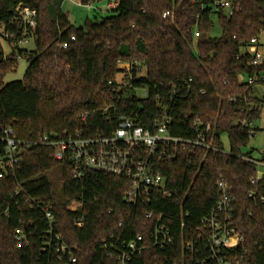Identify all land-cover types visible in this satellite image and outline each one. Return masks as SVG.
<instances>
[{"label": "trees", "instance_id": "trees-1", "mask_svg": "<svg viewBox=\"0 0 264 264\" xmlns=\"http://www.w3.org/2000/svg\"><path fill=\"white\" fill-rule=\"evenodd\" d=\"M63 1L0 0L6 29L18 31L10 20L20 3L35 8L38 21L35 50L22 48L17 38L7 53L0 41V137L7 128L25 141L49 132L106 135L122 117L155 131V121L167 116L172 136L196 141L202 132L213 148L168 146L176 157L152 166L166 177L165 188L133 199L130 179L87 166L76 176L74 162L56 160L52 147L27 146L20 163L0 177V264H66L69 254L60 252L59 260L56 236L77 257L73 264H119L110 244L139 235L149 248L131 264H211L203 219L218 206L220 182L232 200L228 224L243 237L227 259L264 264V202L258 198L264 196V177L251 183L258 167L247 158H256L255 149L244 150L264 108V97L255 93L264 81L250 85L244 79L264 74V64L252 65L249 55L238 58L264 32V0H233L232 13L218 4L222 0H120L117 10H96L82 28L63 11ZM169 10L172 15L164 18ZM214 18L219 36L210 35ZM195 30L201 33L197 40ZM20 57L29 62L23 79L5 83ZM121 62L131 65L122 69ZM252 190L258 197L249 196ZM158 224L174 237L164 248L151 237ZM19 228L28 245H18Z\"/></svg>", "mask_w": 264, "mask_h": 264}, {"label": "built area", "instance_id": "built-area-1", "mask_svg": "<svg viewBox=\"0 0 264 264\" xmlns=\"http://www.w3.org/2000/svg\"><path fill=\"white\" fill-rule=\"evenodd\" d=\"M65 1V0H64ZM81 1V0H80ZM120 0H106L105 8L102 11L117 10ZM222 8L233 12V0H222L218 3ZM89 9L94 8L93 4H87ZM172 12L165 11L163 17H169ZM10 24L13 27H18V31L6 29L3 24H0V41L5 49L9 48V42L19 39L20 43L30 36H34L37 28V10L24 3L18 4L11 16ZM20 35V36H19ZM201 37L199 30H195L194 38L197 40ZM74 39V37H72ZM67 43L63 47H67ZM249 55L251 57L252 65L264 64L263 44L260 37H253L241 49L239 57ZM130 63L121 62L119 68H129ZM248 84L252 85L257 81H264V74H255L244 79ZM189 81H192L190 79ZM143 95L147 94L146 88L140 92ZM264 97V93L262 95ZM230 100H235L230 98ZM264 112V108H263ZM86 115H83V118ZM170 119L164 116L161 120L155 121L156 130L151 131L144 128L138 122L132 119L122 117L120 125L111 134L94 133L85 135L82 131L75 133L60 134L56 132H49L39 136L35 141H25L16 136L13 128H7L3 131L0 137L2 143V150H0V177H3L9 168L16 167L21 160V153L27 146L32 144H43L53 148V156L58 161L66 159L74 162L76 169L75 175L80 176V167L87 166L95 170L106 173L124 176L132 181L133 190L131 197L133 199L142 197L149 189H164L167 179L161 172L156 171L152 166L154 163L175 158V154L168 153V146L173 145L174 149L178 145L195 144L204 145L206 148H213L210 144L205 142L204 133H199L198 140L191 141L172 136L167 129V124ZM246 122H244L245 124ZM209 125L206 130L209 129ZM253 133V132H252ZM254 136L256 133H253ZM146 151L145 153H143ZM142 150V152H141ZM254 161L258 167L257 175L251 179L252 184H256L264 177V162L256 158H247ZM263 171H262V169ZM222 189V197L218 202L217 208L211 216L203 219V226L209 227V233L206 240L209 248L208 261L211 264H239V262L232 263L226 257L229 250L237 248L242 242L243 237L230 227L228 221L231 218L232 205L229 197L226 183L220 182ZM250 197H258L257 193L252 190L249 192ZM260 201L264 202V196L258 197ZM152 213L148 216L151 217ZM46 217L50 222L53 221L54 216L52 212L47 209ZM162 217H159L160 220ZM81 224V223H79ZM154 240V245L164 248L167 244L174 242V237L170 234L165 225H157L155 231L151 235ZM16 239L19 246H25L30 243L25 231L21 228L16 231ZM57 239V252L59 253V260L63 261L62 253L69 254V261L66 264H73L77 262V257L74 256L70 246L62 244ZM120 243H111L110 247L114 255H116L119 264H131L135 254H142L149 245L144 243L141 235L137 236L135 240L125 242L121 246ZM187 246L191 243L187 242ZM105 248L107 243L105 242ZM74 248H77L74 246ZM62 252V253H60ZM111 254V252L109 253Z\"/></svg>", "mask_w": 264, "mask_h": 264}, {"label": "rangeland", "instance_id": "rangeland-1", "mask_svg": "<svg viewBox=\"0 0 264 264\" xmlns=\"http://www.w3.org/2000/svg\"><path fill=\"white\" fill-rule=\"evenodd\" d=\"M105 4H106V0H103L100 3L93 4L94 8L89 9V7L82 4L80 0H65L63 1L62 9L64 12L68 13L69 18L73 23V25L78 27L83 25L88 19H92L95 15H97L99 12H97L96 10H101L100 8L104 9ZM100 14L107 15L108 13L101 10ZM214 23H215L214 28L210 35L219 36L221 34L220 24L218 20L215 18H214ZM260 41L263 44V52H264V32H262V34L260 35ZM19 45L28 51H33L36 49L35 39L33 38V36H30L26 40L21 41ZM5 51L8 53L10 50L8 47H5ZM28 66H29L28 59L26 57H20L19 66L17 70L8 73L4 78V82L9 83L12 81L23 79L25 71L28 68ZM255 93L257 95H262L264 93V86L257 85L255 87ZM256 126L258 130L256 131L255 136L250 140L248 147L244 150L246 151L254 148L255 149L254 156L258 159H261L262 150L264 148V112L262 114L260 121L256 124ZM223 140L225 142L226 147L228 148L229 140L226 135L223 136ZM52 177L55 180L58 189L61 191L62 183L58 173L55 172L52 175Z\"/></svg>", "mask_w": 264, "mask_h": 264}, {"label": "water", "instance_id": "water-1", "mask_svg": "<svg viewBox=\"0 0 264 264\" xmlns=\"http://www.w3.org/2000/svg\"><path fill=\"white\" fill-rule=\"evenodd\" d=\"M80 28H82V26H80Z\"/></svg>", "mask_w": 264, "mask_h": 264}]
</instances>
